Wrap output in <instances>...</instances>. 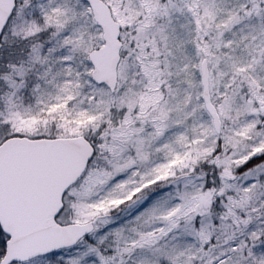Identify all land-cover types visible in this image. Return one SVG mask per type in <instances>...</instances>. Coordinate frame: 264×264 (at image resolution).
Masks as SVG:
<instances>
[{
	"label": "snow or ice",
	"instance_id": "6c2138e0",
	"mask_svg": "<svg viewBox=\"0 0 264 264\" xmlns=\"http://www.w3.org/2000/svg\"><path fill=\"white\" fill-rule=\"evenodd\" d=\"M0 264H264V0H0Z\"/></svg>",
	"mask_w": 264,
	"mask_h": 264
}]
</instances>
